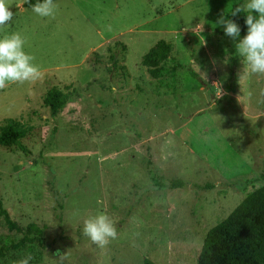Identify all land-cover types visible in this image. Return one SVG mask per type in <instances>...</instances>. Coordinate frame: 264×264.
<instances>
[{"label": "rangeland", "instance_id": "rangeland-1", "mask_svg": "<svg viewBox=\"0 0 264 264\" xmlns=\"http://www.w3.org/2000/svg\"><path fill=\"white\" fill-rule=\"evenodd\" d=\"M26 1L9 0L0 35H24L42 75L0 89V124L33 126L27 151L0 146V199L44 228L0 264H197L208 231L264 184V75L213 27L231 0H56L54 18ZM160 40L174 51L154 78L142 60ZM52 87L69 94L56 116ZM98 211L117 222L103 248L82 231ZM22 236L0 218V247Z\"/></svg>", "mask_w": 264, "mask_h": 264}, {"label": "trees", "instance_id": "trees-1", "mask_svg": "<svg viewBox=\"0 0 264 264\" xmlns=\"http://www.w3.org/2000/svg\"><path fill=\"white\" fill-rule=\"evenodd\" d=\"M56 1V0H55ZM37 0H27L25 6L32 7ZM244 0H231L226 13L228 19L236 21L241 27V36L246 34V13L240 12L233 16L232 10L243 4ZM223 36V29L220 28ZM230 39L229 37L225 36ZM231 40V39H230ZM112 52V48H110ZM174 51V45L166 40H160L143 57L142 63L154 78H160L166 68V61ZM114 65L117 64L113 54L110 55ZM196 76V74L194 73ZM71 86H67L70 89ZM69 100V94L58 87H52L45 97V104L54 116L58 115ZM33 131V126L21 120L7 118L0 124V146L18 147L27 151L23 144ZM264 179V175H263ZM0 218H3L12 231L22 234V238L10 245L0 247V257L13 249L26 246L28 243L40 242L43 228L37 223L21 227L14 221L4 208L0 199ZM37 234V235H36ZM36 235V236H31ZM144 264H157L145 258ZM197 264H264V184L251 192L223 221L212 227L204 240Z\"/></svg>", "mask_w": 264, "mask_h": 264}, {"label": "clouds", "instance_id": "clouds-1", "mask_svg": "<svg viewBox=\"0 0 264 264\" xmlns=\"http://www.w3.org/2000/svg\"><path fill=\"white\" fill-rule=\"evenodd\" d=\"M32 11L39 17L54 18L57 4L55 0H37L32 5ZM240 12L246 13L245 35L241 36V27L236 21L225 19L224 15L217 19L213 27H221L223 34L234 41L236 55L241 58L247 75H264V0H244L231 14L235 16ZM12 18L9 0H0V29L5 28ZM25 45L26 37L20 32L0 35V89L41 77V68L35 62V56L25 50ZM231 134L238 135L239 132ZM82 231L93 245L103 248L117 238V222L106 211H98L84 220ZM32 259L28 255L18 264H31Z\"/></svg>", "mask_w": 264, "mask_h": 264}]
</instances>
